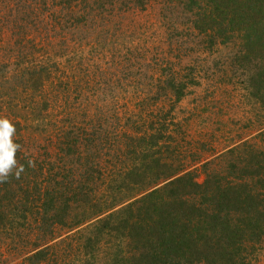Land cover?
<instances>
[{"label":"trees","instance_id":"obj_1","mask_svg":"<svg viewBox=\"0 0 264 264\" xmlns=\"http://www.w3.org/2000/svg\"><path fill=\"white\" fill-rule=\"evenodd\" d=\"M56 1L49 0L50 12L60 7ZM127 1L132 6L145 7L138 0ZM178 1L210 49L217 43L227 45L234 38L241 39L242 58L234 60L238 64L254 62L250 68L253 74L244 85L264 108V0ZM41 3L48 8V0ZM66 3L61 11L68 15L66 23L75 27L98 14L97 6L103 7L99 0ZM27 10L23 17L38 18V25L49 22L37 17L33 7L31 12ZM26 22L29 27L17 26L15 40L23 47L17 49L16 57L21 62L18 66L36 67L32 71L23 69L15 86L31 88L33 92L44 89L46 93L48 89L53 93L58 87L66 94L74 92L77 82L73 76L58 69V63L36 56L42 53L43 44L36 38L40 34L35 40L27 38L36 23ZM51 69L57 71L55 81ZM159 81L167 100L169 97L178 103L185 96L186 85L174 72ZM70 84L75 90L69 88ZM45 95L47 104V96L51 101L62 97ZM63 98L65 103L69 100ZM63 103L64 100L60 102ZM47 104L42 107L45 112ZM38 107L39 102L34 103L36 111ZM150 107L145 118L117 135L115 160L124 157L120 161H125L130 148L132 152L128 153V162L116 169L107 168V156L102 155L107 132L100 136L87 134L71 119L75 136L70 137L66 130L60 132L49 151L51 159L57 158L58 168L48 169L43 176L51 163L47 159L44 166L35 160L34 167L29 165L23 156L27 145L18 131L20 123L12 122L16 128L13 141L21 146L16 159L24 171L19 179L12 176L0 183V234L17 237L22 233L35 238L36 250L27 258L31 264L63 263L55 251L62 243L52 245L59 230L76 231L71 240L74 239L78 264H98L99 253L106 264H258L252 254L264 235V147L243 142L231 148L223 154L232 159L226 161L227 170L222 168L225 164L215 169V165L206 163L201 166L205 178L200 183L195 170H187L182 162L172 163L170 130L175 123L170 119L168 122L167 117L160 120V111L165 115L170 111L162 109L159 102ZM257 138L263 144L264 127ZM97 173L96 179L91 176Z\"/></svg>","mask_w":264,"mask_h":264},{"label":"rangeland","instance_id":"obj_2","mask_svg":"<svg viewBox=\"0 0 264 264\" xmlns=\"http://www.w3.org/2000/svg\"><path fill=\"white\" fill-rule=\"evenodd\" d=\"M39 1L0 0V117L20 123L18 131L27 145V151L22 150L27 160H37L44 166L47 159L51 163L43 170V176L48 169L58 168L57 158L51 159L49 151L60 132L66 130L70 137L75 136L71 119L87 134L100 136L107 132L102 155L107 156V168H120L128 162L132 149L125 161H120L124 157L115 160L117 135L139 118H145L153 102L170 111V115L160 111V120L167 117L168 122L170 119L175 123L170 130L172 163L182 162L187 170H195L200 183L205 178L201 166L208 163L217 169L225 164V168L226 161L232 159L223 154L231 148L243 142L264 147L257 138L264 127V108L244 85L253 74L250 68L254 62L238 64L234 60L242 58L240 38L227 45L217 43L210 49L202 34L193 29L191 16L181 10L178 0H138L144 8L132 6L127 0H99L103 5L97 6L99 13L77 27L66 23L68 15L61 11L66 0H57L55 3L61 8L55 7L51 12L49 0L48 8L39 5ZM31 7L37 17L49 22L38 25V18L23 17L24 10L27 8L29 13ZM27 20L36 23L27 38L35 40L40 34L36 38L43 44L42 53L36 56L58 63V69L73 76L77 87L75 90L70 84L69 88L74 92L69 90L66 94L62 87L53 93L48 89L46 93L44 89L33 92L31 88L15 86L23 69L32 71L36 67L18 66L21 62L16 57L17 49L23 47L15 40L17 26L29 27ZM173 72L186 85L185 96L178 103L162 95L163 85L158 89L159 80ZM51 75L55 81L57 71L51 69ZM48 93L62 97L51 101L47 96V104ZM63 96L69 97L66 103ZM37 102L38 111L34 109ZM46 104L49 109L45 112L42 107ZM153 110L159 115L156 108ZM75 232L59 230L54 236L52 245L62 243L55 249L62 264H78L74 239L71 240ZM34 243L35 238L22 233L17 237L0 234V264H31L27 258L36 250ZM257 246L252 256L258 264H264V235ZM102 257L99 253L98 264H106Z\"/></svg>","mask_w":264,"mask_h":264},{"label":"clouds","instance_id":"obj_3","mask_svg":"<svg viewBox=\"0 0 264 264\" xmlns=\"http://www.w3.org/2000/svg\"><path fill=\"white\" fill-rule=\"evenodd\" d=\"M16 128L13 123L4 117H0V183L7 182L9 177L20 178L24 166L18 164L16 153L20 145L13 141ZM29 165L34 167V162L29 161Z\"/></svg>","mask_w":264,"mask_h":264}]
</instances>
